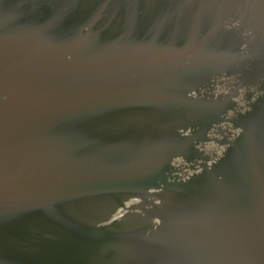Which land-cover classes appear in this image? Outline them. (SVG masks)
Here are the masks:
<instances>
[{"label": "water", "instance_id": "1", "mask_svg": "<svg viewBox=\"0 0 264 264\" xmlns=\"http://www.w3.org/2000/svg\"><path fill=\"white\" fill-rule=\"evenodd\" d=\"M0 264H264V0H0Z\"/></svg>", "mask_w": 264, "mask_h": 264}]
</instances>
